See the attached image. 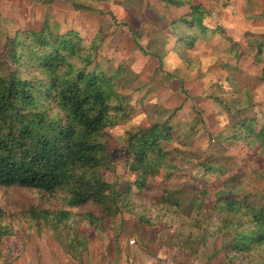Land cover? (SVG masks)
Returning a JSON list of instances; mask_svg holds the SVG:
<instances>
[{
  "label": "rangeland",
  "instance_id": "374dc122",
  "mask_svg": "<svg viewBox=\"0 0 264 264\" xmlns=\"http://www.w3.org/2000/svg\"><path fill=\"white\" fill-rule=\"evenodd\" d=\"M53 1L0 0V61L6 40L22 30L45 27L53 35L74 31L85 46L96 44L95 62L108 77H114L117 91L126 97L125 120L104 131L114 163L104 179L119 192L126 185L136 190V175L124 165L128 158L125 138L137 128L165 121L175 140L163 143L164 151L180 153L186 161L177 162L183 170L170 178L164 172L151 178L147 195L157 197L162 189L177 187L182 191V210L187 212L196 196L207 206L228 186L230 197L245 199L263 208L264 214V154L235 139L236 127L243 120L253 119L255 130L264 124V81L260 79L264 0H199L200 4L191 0L187 13L155 5L144 12V0ZM197 6L204 10L201 27H190L184 20ZM202 161L214 163L218 173H197L193 165ZM39 206L54 209L56 205L35 191L0 190V208L6 213L2 224L13 230L11 237L0 235V264L24 252L30 256L31 250L38 259H48L45 253L40 255V249H56L71 259L51 231L42 225L30 227L22 217ZM77 212L102 215L94 206ZM105 223L101 234L86 226L78 229L86 236L92 255L82 254L74 261L90 264L96 253L102 264H238L228 260L223 236L203 245L185 243L166 226H141L124 214L111 216ZM240 264H264V251L243 257Z\"/></svg>",
  "mask_w": 264,
  "mask_h": 264
},
{
  "label": "trees",
  "instance_id": "16d2710c",
  "mask_svg": "<svg viewBox=\"0 0 264 264\" xmlns=\"http://www.w3.org/2000/svg\"><path fill=\"white\" fill-rule=\"evenodd\" d=\"M189 17L184 23L200 26L204 10L191 8ZM5 47L0 61V190L35 191L56 205L27 210L22 217L30 227L42 225L51 231L74 260L88 251L87 238L78 229L86 226L95 234L105 233V222L117 214L131 216L147 228L174 229L185 243L205 245L208 239L223 236L228 260L238 264L243 257L264 251L263 208L230 197L228 186L207 206L196 196L187 212L177 187L162 189L157 197L147 195L151 178L160 172L170 178L184 167L177 164L184 155L164 151L162 144L175 140L165 121L137 128L125 138L124 165L136 175V190L126 185L119 192L104 179V173L114 169L104 131L125 120L126 97L117 91L114 77L95 62L96 44L85 46L74 31L53 35L44 27L16 32ZM260 79L264 81V65ZM236 128L235 139L264 154V124L255 130V121L246 119ZM193 167L197 173L219 171L210 161ZM224 195L229 198L222 199ZM91 206L101 209L102 215L77 212ZM4 214L0 208V235L11 237L13 230L2 224Z\"/></svg>",
  "mask_w": 264,
  "mask_h": 264
},
{
  "label": "crops",
  "instance_id": "0c3cea01",
  "mask_svg": "<svg viewBox=\"0 0 264 264\" xmlns=\"http://www.w3.org/2000/svg\"><path fill=\"white\" fill-rule=\"evenodd\" d=\"M55 1H57V0H54L53 2H55ZM190 1L191 0H144V12L148 10L149 5L150 6L155 5V7L160 6V8L168 6L172 9H175L177 12L187 13L188 8L191 5ZM192 1L194 3H199V4L201 3V2H199V0H192ZM61 3H64V2H61ZM205 10H209V8L206 7ZM210 11H211V9H210ZM180 18L181 17H177L176 19L179 20ZM159 63H160V60H159ZM118 249L122 250V248H118ZM54 250L56 252H51V251H49V249H46L45 252H43L40 249V255L43 253H45V256L47 255L48 259H45V260L44 259H38L37 256L35 255V253H36V252H34L35 250L34 251L31 250L29 252V253H31L30 256L25 255L26 252H24L23 255H21L20 257H17V259L11 260L8 264H88L87 261H84L85 263H83V262L81 263V262L74 261L72 258L70 259V258L66 257L68 259L67 260V259H65V256H62L63 254H61V252L59 250H56V249H54ZM89 253H90V255H92V253L90 252V248H88V251L85 254V256L88 255ZM96 257L97 256L95 253V256L93 258V262L90 264H102L104 262L101 260V258H99V257L96 258ZM83 260H84V258H83ZM123 264H126V262H123Z\"/></svg>",
  "mask_w": 264,
  "mask_h": 264
},
{
  "label": "clouds",
  "instance_id": "9594fccd",
  "mask_svg": "<svg viewBox=\"0 0 264 264\" xmlns=\"http://www.w3.org/2000/svg\"><path fill=\"white\" fill-rule=\"evenodd\" d=\"M241 183H242V184H245V183H246V181H245V180H241Z\"/></svg>",
  "mask_w": 264,
  "mask_h": 264
},
{
  "label": "built area",
  "instance_id": "2783aa9c",
  "mask_svg": "<svg viewBox=\"0 0 264 264\" xmlns=\"http://www.w3.org/2000/svg\"><path fill=\"white\" fill-rule=\"evenodd\" d=\"M129 244H130V245L133 244V241H130Z\"/></svg>",
  "mask_w": 264,
  "mask_h": 264
}]
</instances>
